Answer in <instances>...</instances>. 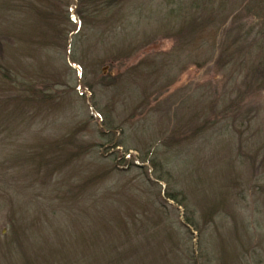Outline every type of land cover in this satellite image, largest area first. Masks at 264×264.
<instances>
[{"label":"rangeland","instance_id":"obj_1","mask_svg":"<svg viewBox=\"0 0 264 264\" xmlns=\"http://www.w3.org/2000/svg\"><path fill=\"white\" fill-rule=\"evenodd\" d=\"M25 1L0 0V264L44 262L90 232L97 264H264V154L209 137L225 86L191 48V0ZM211 2L237 8L223 27L264 26L243 14L264 0Z\"/></svg>","mask_w":264,"mask_h":264},{"label":"trees","instance_id":"obj_2","mask_svg":"<svg viewBox=\"0 0 264 264\" xmlns=\"http://www.w3.org/2000/svg\"><path fill=\"white\" fill-rule=\"evenodd\" d=\"M22 1L26 2L25 0ZM84 1L89 5L91 10L101 12L110 9L113 5L116 7L118 0ZM211 1L212 0H191L189 2L188 8L191 12L193 11V13L191 14L189 11L191 21L187 22L186 28L188 29H185L187 30V35H190L191 39L193 38L191 41V48H193L194 45V50L197 52L204 46L207 47L208 51H210V59L213 60L218 70L223 72L225 90L219 91L222 95L220 94L218 97L215 98L214 96L212 98V109L210 112L213 118H215L214 120L220 119L222 123L215 124V121L207 122L211 125L215 124L209 137L217 136L218 133L221 135H229L232 140L236 137V151L238 152L237 157L239 159L247 153L258 156L262 152L261 155H263L264 122L259 123L255 121L262 111L261 108H263L261 107L260 100H257V97H263L261 96V92L264 91V81L259 77V72L261 68L264 67V26L261 28V25L260 28L254 30L245 29L238 24L223 27L229 19L231 23L237 22V16L234 10L237 8L233 6L226 7L228 3L223 2L218 5H213V7L212 5L210 6V4H212ZM27 2L28 3L23 4V6L28 7L27 10H25L26 12L33 6L32 0H27ZM251 5H253L254 10L249 6L243 14L247 16L248 14H252V18L255 17L261 22L260 20H262V18L264 19V8L260 7L256 9L257 4L255 3ZM232 14L235 15L231 17ZM239 19L240 18H238V20ZM185 23L183 25H185ZM223 28H225V30ZM181 33L183 34L184 32ZM183 36L186 37V34H183ZM218 36L221 38H218ZM218 39L220 42L217 43ZM197 54H199V51ZM7 75L5 69L1 68L0 76L6 80V78H8ZM49 89L50 88L47 86V90ZM39 95L47 98L45 91L39 93ZM248 99H251L256 105L250 104ZM262 101L264 103V100ZM213 108L220 109H215V111H213ZM254 125H256L255 129H253ZM193 128L199 131L203 126L198 124ZM250 130L256 131L249 133ZM252 151H254V153ZM34 155L35 158H38V164H47V147H43L41 150L36 151ZM118 157L119 156H115L113 158L117 159ZM140 159L144 162L147 158L143 156V158L141 157ZM119 162H121V160H119ZM152 175L156 180H163L162 176L159 175V172L156 170L153 171ZM167 197L174 200V195L171 193H168ZM186 221L192 224L191 220L187 217ZM90 233H92L90 237L79 236L75 238L71 244L59 245L64 251L70 249L68 252L69 254L63 253L64 251L61 252L57 248V250L47 253V260L43 259L44 262H41V260H33L28 257L23 264H97L100 260H105L107 254L101 256L99 261L97 260L100 251L97 252L95 240L98 236L96 232ZM102 242L105 243L106 240H102ZM73 247H80L78 248L80 251L72 250L71 248ZM86 247H93L95 253H87L85 251L86 249H84ZM103 252L107 253L108 251L104 250ZM34 258L38 259V256L36 255ZM123 258H126L125 254L124 256L117 254L114 257L117 261L114 260L113 263L126 264L121 260Z\"/></svg>","mask_w":264,"mask_h":264}]
</instances>
